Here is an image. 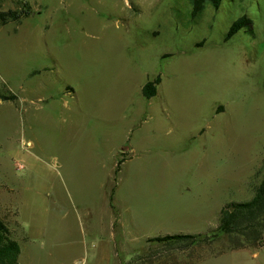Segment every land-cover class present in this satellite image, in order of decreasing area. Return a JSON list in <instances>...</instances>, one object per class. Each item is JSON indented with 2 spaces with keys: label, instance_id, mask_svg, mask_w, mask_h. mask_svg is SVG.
Returning <instances> with one entry per match:
<instances>
[{
  "label": "rangeland",
  "instance_id": "rangeland-1",
  "mask_svg": "<svg viewBox=\"0 0 264 264\" xmlns=\"http://www.w3.org/2000/svg\"><path fill=\"white\" fill-rule=\"evenodd\" d=\"M0 11L19 16L0 24V219L18 264L69 262L114 184L137 233L208 234L159 241L149 260L169 249L173 264H264V229L209 235L264 169V0H0ZM241 15L250 25L226 38Z\"/></svg>",
  "mask_w": 264,
  "mask_h": 264
},
{
  "label": "crops",
  "instance_id": "crops-1",
  "mask_svg": "<svg viewBox=\"0 0 264 264\" xmlns=\"http://www.w3.org/2000/svg\"><path fill=\"white\" fill-rule=\"evenodd\" d=\"M113 193L111 188L106 200L87 209L82 248L79 245H69L63 251L64 258H68L69 262L63 261L61 264H173L172 258L175 256L169 255V249L163 250L165 255L159 259L149 260L148 255L151 252L154 254V247L159 242L153 240L154 237L173 234L157 235L143 231L137 233L138 229L132 225L134 222L122 217V212H126V209L117 205ZM197 232L202 231H195L196 234ZM85 236L90 237L89 251ZM236 251L238 250H228L221 255H232ZM201 261L202 259L199 264ZM180 264H191L190 255L187 259L183 256Z\"/></svg>",
  "mask_w": 264,
  "mask_h": 264
},
{
  "label": "trees",
  "instance_id": "trees-1",
  "mask_svg": "<svg viewBox=\"0 0 264 264\" xmlns=\"http://www.w3.org/2000/svg\"><path fill=\"white\" fill-rule=\"evenodd\" d=\"M195 2H204L205 0H194ZM214 7H217L221 0H207ZM18 14L14 11H0V24H4L9 20L18 19ZM250 19L246 15H241L230 24L226 33V38H229L239 29L250 25ZM159 76L152 80H147L141 87V92L144 97L150 98L156 92V85L159 82ZM0 99H7L6 96L0 94ZM120 161L116 162L115 174L118 171ZM114 182L116 176L113 178ZM115 185V184H114ZM114 185L112 191L114 190ZM264 229V169L262 177L250 199L245 201H231L220 208L218 223L209 234L212 238L218 235H232L234 233L246 232L252 234V239H257L261 235V230ZM202 234H173L160 237H154L156 241H166L175 239H191L196 237H206ZM211 239V238H210ZM20 247L18 242L9 234V229L5 222L0 219V264H18V255Z\"/></svg>",
  "mask_w": 264,
  "mask_h": 264
}]
</instances>
